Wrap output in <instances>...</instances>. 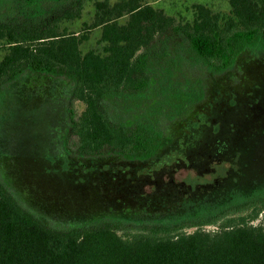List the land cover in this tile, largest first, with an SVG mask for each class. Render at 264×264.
<instances>
[{"label": "trees", "instance_id": "trees-1", "mask_svg": "<svg viewBox=\"0 0 264 264\" xmlns=\"http://www.w3.org/2000/svg\"><path fill=\"white\" fill-rule=\"evenodd\" d=\"M84 1L0 0V264H264V223H255L264 212V171L245 176L247 162L230 184L170 181L157 199L130 195L132 204L95 213L35 184L66 177L48 165L55 155L60 165L69 158L67 171L85 160H159L175 145L161 123L166 105L173 98L198 105L206 95L182 94L167 68L156 75L170 34L186 38L212 71H225L242 54L264 56V0H228L226 14L198 4L184 23L145 0H97L92 19L68 30ZM95 30L97 47L85 49ZM152 79L158 99L145 106ZM48 121L47 135L36 132ZM14 141L49 148L27 158ZM36 142L25 151L34 153Z\"/></svg>", "mask_w": 264, "mask_h": 264}, {"label": "rangeland", "instance_id": "rangeland-1", "mask_svg": "<svg viewBox=\"0 0 264 264\" xmlns=\"http://www.w3.org/2000/svg\"><path fill=\"white\" fill-rule=\"evenodd\" d=\"M95 1L97 0H85L81 18L66 22L64 26L70 31L80 30L85 21L92 19ZM145 2L163 10L181 23L193 20L195 6L198 4L222 14L230 10L228 0ZM99 33L100 30L92 33L91 40L84 45L85 49L97 47ZM170 37L166 52L156 62V75L164 78L167 73L182 94H197L196 91L200 89L206 94L198 105L176 98L166 105L163 111L165 117L161 119V123L168 130L171 129L175 145L164 152L156 162L128 164L123 162V159H94L83 161L73 171H67L70 168L68 157L61 156L60 165V156L55 155L54 159L50 158L48 165L63 167L66 177L55 180L48 176L35 181L39 191L43 194L58 192L59 200L79 212L95 213L132 204L130 195L139 197L143 193L150 200L157 199L170 188V181L192 189L211 188L216 182L222 181L230 184L235 181L236 171L243 173L242 167L246 162L245 176L249 174L251 178H255L253 175L264 171V56L257 51L252 55L245 53L238 56L227 70L212 71L211 67L205 65L190 49L186 38L182 40L174 34H170ZM3 53L0 46V57ZM165 68L169 69L170 73H164ZM152 84L146 92L150 97L145 99L146 103L148 102L145 106L156 104L158 99L156 92L159 85L155 79H152ZM77 108L81 112L84 110V104L78 103ZM45 113L49 116L55 114L53 111ZM130 117L131 115L127 119ZM43 124L45 126H40L36 132L47 135L44 129L50 125L49 121ZM21 128L24 131L23 138H26V134L31 132L30 124ZM14 142L23 143L21 151L27 158L30 155L40 156L43 149L49 148L47 141ZM32 142L38 143V148L31 154L29 149L25 151V145ZM191 144L193 146H188ZM57 153L58 151L55 154ZM190 160L199 163L190 166ZM247 181L244 179L242 182ZM258 222L264 223V212L255 221Z\"/></svg>", "mask_w": 264, "mask_h": 264}, {"label": "flooded vegetation", "instance_id": "flooded-vegetation-1", "mask_svg": "<svg viewBox=\"0 0 264 264\" xmlns=\"http://www.w3.org/2000/svg\"><path fill=\"white\" fill-rule=\"evenodd\" d=\"M52 1V0H51Z\"/></svg>", "mask_w": 264, "mask_h": 264}]
</instances>
